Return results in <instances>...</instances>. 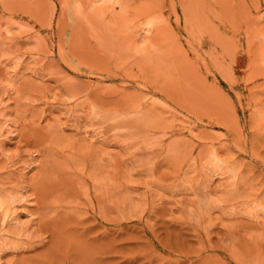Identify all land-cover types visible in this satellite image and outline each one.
I'll use <instances>...</instances> for the list:
<instances>
[{
  "label": "rangeland",
  "instance_id": "1",
  "mask_svg": "<svg viewBox=\"0 0 264 264\" xmlns=\"http://www.w3.org/2000/svg\"><path fill=\"white\" fill-rule=\"evenodd\" d=\"M0 264H264V0H0Z\"/></svg>",
  "mask_w": 264,
  "mask_h": 264
}]
</instances>
